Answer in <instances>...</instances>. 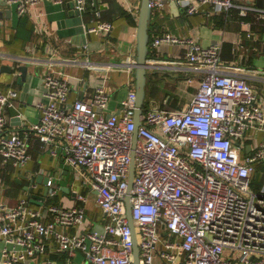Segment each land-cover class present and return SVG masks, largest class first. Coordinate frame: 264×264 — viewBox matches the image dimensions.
Wrapping results in <instances>:
<instances>
[{
	"label": "built area",
	"instance_id": "2783aa9c",
	"mask_svg": "<svg viewBox=\"0 0 264 264\" xmlns=\"http://www.w3.org/2000/svg\"><path fill=\"white\" fill-rule=\"evenodd\" d=\"M1 1L24 16L43 0ZM72 2L81 15L95 9L96 17L84 23L87 35L113 30L93 2ZM170 2L190 16L208 7L214 15L239 7L234 0H151L149 5L154 12ZM43 16L40 12L36 21ZM152 41L156 53L164 44L186 47L182 59L203 74L194 97L181 109L146 103L138 128L135 88L110 111L107 78L101 77L89 95L85 90L73 99L69 76L51 72L44 75L47 91L37 105L38 123L12 132L7 109L17 106L20 94L1 86L0 50V169L10 164L16 179H22L37 144L41 152L62 157L73 176L65 194L61 174L50 176L45 185L27 173L25 187L31 194L40 196L49 188L42 204L33 203L24 189L16 204L0 202V264H137L126 204L133 160L139 264H264L263 97L247 75L230 72L221 41L203 45L169 32ZM63 61L87 70L95 63L89 55ZM156 62L149 59L150 70L181 66L180 61ZM1 188L7 185L0 179ZM91 194L95 207L88 212ZM104 220L99 229L96 222Z\"/></svg>",
	"mask_w": 264,
	"mask_h": 264
},
{
	"label": "crops",
	"instance_id": "0c3cea01",
	"mask_svg": "<svg viewBox=\"0 0 264 264\" xmlns=\"http://www.w3.org/2000/svg\"><path fill=\"white\" fill-rule=\"evenodd\" d=\"M102 11L103 20H110L113 30L108 34L97 35L85 33L84 23H89L96 17L95 9L81 15L74 10L72 0H65L63 5L53 0H43L31 7L24 16L17 13V8L7 3L0 4V50L3 53L2 65L12 67V72L2 71L1 86L4 89H15L20 94L17 109L23 124L13 125V116L9 107L7 115L10 118L9 130L21 132L24 127L39 121L37 105L45 99L47 91L44 75L46 73H60L69 76L74 89L73 99L83 96L84 91L89 95L94 87L100 83V78L108 79V90L112 96L110 111L118 109L122 99L131 88L136 89V54L137 29L141 0H97ZM239 7H234L228 14H212L208 7L204 12L190 16L179 5L170 2L162 10H155L151 20V43L156 36L169 32L177 37L192 38L203 45L212 41H221L223 50L221 57L230 67L233 74H245L248 82L264 99V0H234ZM10 7H9V6ZM97 6V7H96ZM245 7L246 13L241 12ZM43 12L40 21L37 15ZM26 19V25L21 29L22 37L16 38L21 20ZM88 44V50H86ZM54 51V52H53ZM186 47L164 44L156 56L150 57L155 65L156 61H180L178 69L172 65H163L149 70L153 87L164 88L169 84V91L161 108L170 110L181 109L179 105L187 104L196 92L202 72L185 63L182 57ZM90 56L94 61L93 68L87 70L80 64L68 63L63 60L79 56ZM181 58V59H180ZM21 66L28 68L27 76L21 79ZM190 80L193 82L191 84ZM125 90L124 95L123 91ZM184 94L182 95V93ZM150 93V92H149ZM125 97V98H126ZM174 99V100H173ZM185 100V102H182ZM179 104V105H177ZM184 104V105H185ZM182 105V106H184ZM31 107V111L29 108ZM33 112V113H32ZM31 114V115H29ZM30 152L33 159L30 171L21 174L22 179H16V171L8 164L0 169V179L7 188L0 190V202L16 204L22 189L26 190V175L33 173L36 180L40 175L50 177L61 174V187H68L72 181V170L65 164L62 157L53 158L32 145ZM65 182V184L63 183ZM45 192V190H44ZM43 192V193H44ZM91 205H94V194L90 195ZM40 202V199H38ZM39 205V204H37ZM99 211L92 212L93 219H97ZM106 221L96 222L99 229H103ZM0 249L3 243L0 241ZM63 255L62 258H65ZM81 255L76 258L83 262ZM52 258L59 259L52 255ZM160 264V260H158Z\"/></svg>",
	"mask_w": 264,
	"mask_h": 264
},
{
	"label": "water",
	"instance_id": "95a60500",
	"mask_svg": "<svg viewBox=\"0 0 264 264\" xmlns=\"http://www.w3.org/2000/svg\"><path fill=\"white\" fill-rule=\"evenodd\" d=\"M95 1V5H98L97 0ZM151 0H141V8L140 13L138 17V29H137V54H136V70H135V77H136V95H137V109H136V128H138L142 121H141V115L143 112V107L146 105V101L148 99V85H149V70L151 68L149 64V53L151 50V20L153 17V9L150 4ZM6 3L5 1H1L0 3ZM9 6V5H8ZM10 7V6H9ZM22 74L21 79H25L27 76L28 68L26 66H21ZM12 67L3 65L2 71H8L12 72ZM11 115L13 116V125L20 126L23 124V119L20 116V110L17 109L16 106H13L10 108ZM135 143L138 137V131L135 130ZM131 172H130V180H129V195L126 199L127 209H128V219L130 222V225L133 229V240H135L134 244V258L136 260V263L139 264V253H140V247H139V241L137 240V231H136V222L133 220L132 216V207L133 204H131V194L133 190V179L135 174V161L133 160L131 163ZM49 180V177H43L40 175L38 177V182H43L45 185L47 184ZM26 190H28V195L31 196V201L36 204H42V201L39 202L38 199H45L46 194L48 193V187L46 186L45 192L43 195L36 196L34 194H31V188L25 187ZM63 191L65 194L70 193L69 187H63Z\"/></svg>",
	"mask_w": 264,
	"mask_h": 264
},
{
	"label": "rangeland",
	"instance_id": "374dc122",
	"mask_svg": "<svg viewBox=\"0 0 264 264\" xmlns=\"http://www.w3.org/2000/svg\"><path fill=\"white\" fill-rule=\"evenodd\" d=\"M262 61H264V57L261 59ZM189 84H191V83H189ZM149 86L150 87H153V84H150L149 83V85H148V88H149ZM160 88H156V90L153 92V93H149L148 95V99H147V101H146V103H151V102H154L155 104H159L160 106L164 103V98H165V96L167 95V94H169L168 93V91H169V84H167V86H165L164 88H162L163 90H165V91H167V92H165V94H163V92L161 91V90H159ZM124 93H125V90L123 91V94L122 95H124ZM184 94V92L182 93V95ZM125 95H127V94H125ZM185 95V94H184ZM126 97V96H125ZM124 97V98H125ZM174 100V99H173ZM182 102H185V100H183ZM186 103V102H185ZM185 103H182V104H177V105H179L180 107H182V105H184ZM29 110L31 111V107L29 108ZM33 113V112H32ZM29 115H31V114H29ZM71 181H73V178L71 179ZM64 184H65V182H63ZM70 184V183H69ZM94 198L92 197V200H93ZM92 208H93V206L91 205V203L89 204V207H88V212H91V210H92ZM0 246H1V244H0ZM228 255V251H226L225 252V256H227Z\"/></svg>",
	"mask_w": 264,
	"mask_h": 264
},
{
	"label": "trees",
	"instance_id": "16d2710c",
	"mask_svg": "<svg viewBox=\"0 0 264 264\" xmlns=\"http://www.w3.org/2000/svg\"><path fill=\"white\" fill-rule=\"evenodd\" d=\"M24 17H26V16H24ZM20 25L22 27L20 28V30L18 31V33L15 35L16 38L22 37L21 29H23L25 27V25H26V19H22ZM154 56H156V50L153 49V48H151L150 53H149V58L150 57H154ZM148 77H149V83L150 84H153L152 83L153 82L152 77H150V76H148ZM155 90H156V87H150L149 86V88H148V94H149V92L153 93Z\"/></svg>",
	"mask_w": 264,
	"mask_h": 264
}]
</instances>
